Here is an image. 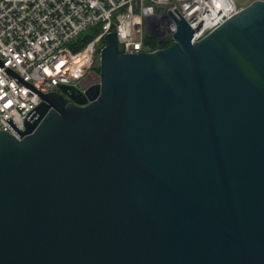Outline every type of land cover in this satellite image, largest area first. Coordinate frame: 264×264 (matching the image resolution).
<instances>
[{"label":"water","instance_id":"95a60500","mask_svg":"<svg viewBox=\"0 0 264 264\" xmlns=\"http://www.w3.org/2000/svg\"><path fill=\"white\" fill-rule=\"evenodd\" d=\"M176 24L0 130V264H264V0Z\"/></svg>","mask_w":264,"mask_h":264},{"label":"built area","instance_id":"2783aa9c","mask_svg":"<svg viewBox=\"0 0 264 264\" xmlns=\"http://www.w3.org/2000/svg\"><path fill=\"white\" fill-rule=\"evenodd\" d=\"M241 8L235 0H0V130L19 139L42 94L60 85L84 93L90 74L99 83L107 34L115 33L119 54L153 52L175 41L176 20L195 43Z\"/></svg>","mask_w":264,"mask_h":264},{"label":"rangeland","instance_id":"374dc122","mask_svg":"<svg viewBox=\"0 0 264 264\" xmlns=\"http://www.w3.org/2000/svg\"><path fill=\"white\" fill-rule=\"evenodd\" d=\"M254 0H235V2L237 3L238 6L240 7H245L246 5H248L249 3H251ZM89 31L84 32V34L82 35L83 37H87L89 35ZM96 71L99 72V66L96 68ZM97 79V77L94 74H90V75H85L83 78V82L86 84H90L93 83V81Z\"/></svg>","mask_w":264,"mask_h":264},{"label":"trees","instance_id":"16d2710c","mask_svg":"<svg viewBox=\"0 0 264 264\" xmlns=\"http://www.w3.org/2000/svg\"><path fill=\"white\" fill-rule=\"evenodd\" d=\"M81 43L79 44V47L78 48H81L83 45H85L88 41H89V38H79L78 39Z\"/></svg>","mask_w":264,"mask_h":264},{"label":"flooded vegetation","instance_id":"af4514ba","mask_svg":"<svg viewBox=\"0 0 264 264\" xmlns=\"http://www.w3.org/2000/svg\"><path fill=\"white\" fill-rule=\"evenodd\" d=\"M96 77H97V79H95L94 81H93V83H95V82H97L98 81V76L97 75H95ZM93 83H90V84H93ZM90 84H86V83H84L83 82V86H89Z\"/></svg>","mask_w":264,"mask_h":264}]
</instances>
